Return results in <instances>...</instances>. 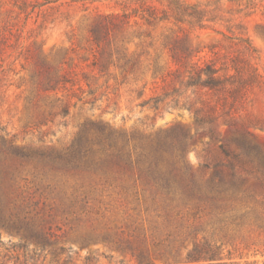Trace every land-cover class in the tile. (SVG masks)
I'll use <instances>...</instances> for the list:
<instances>
[{"label":"rangeland","instance_id":"obj_1","mask_svg":"<svg viewBox=\"0 0 264 264\" xmlns=\"http://www.w3.org/2000/svg\"><path fill=\"white\" fill-rule=\"evenodd\" d=\"M181 1L198 12L197 17L192 12L191 24L171 20L147 24L141 9L152 5L156 15H161L164 5L158 0H0V30L6 34L0 40V135L13 138L18 145L62 148L88 121L144 133L177 127L187 136L182 154L186 166L204 187L236 208L231 215L221 216L223 222L217 218L201 222L203 231L199 230L197 238L205 235L223 248L227 262L262 264L264 0ZM123 11L130 13L127 23H119L108 38L114 48L126 49L138 61L134 74L126 79L120 69L111 68V74L102 75L92 65L99 48L89 33L99 15ZM173 41L190 46V60L198 64L237 66L233 85L241 87V96L234 108L220 106L229 85L220 91L185 90L186 73L183 68L174 72L177 66L168 49ZM44 57L51 62L45 72L55 67L65 78L53 90L34 83L33 74ZM228 73L236 72L229 67ZM165 95L158 110L151 107L152 100L144 104L151 97ZM191 105L204 123L196 122L195 113L187 109ZM46 182L44 177L32 178L25 195L38 188L29 196L38 199L42 192L39 206L45 201L54 207L47 220L60 236L56 245L45 248L61 244L71 248L60 257L69 255L67 264H139L130 253L116 249L118 239L143 240L142 248L152 247L151 236L157 234L155 226L160 222L154 206L142 201L107 202L102 197L101 203L90 200L85 204L84 213H69L70 194L65 197L59 188L49 192L43 189ZM179 222L193 225L192 219ZM192 228L182 248L192 247ZM37 248L36 243L0 227V264H59Z\"/></svg>","mask_w":264,"mask_h":264},{"label":"trees","instance_id":"obj_2","mask_svg":"<svg viewBox=\"0 0 264 264\" xmlns=\"http://www.w3.org/2000/svg\"><path fill=\"white\" fill-rule=\"evenodd\" d=\"M158 1L164 5L161 15H156V8L152 5H145L141 9V18L149 25L155 21L170 20L175 24H191L189 18L193 17L192 14L197 17L196 8L181 0ZM129 14L123 11L120 14L99 15L89 28L91 41L99 48L92 65L102 75L111 74L109 69L115 68L120 69L122 77L126 79L137 69V59L126 49L120 51L117 46L114 48L108 38L114 29L119 28V23H127ZM5 38L6 34L0 30V40L4 41ZM168 49L177 66L174 72L183 68L186 73V80L182 82L185 90L191 89V93L197 88L220 91L229 85L225 90L228 95L220 106L223 109L226 105L229 109L234 108L236 99L241 96V87L233 85L238 72L236 65H229L236 72L230 74L228 65L218 67L213 63L201 65L193 62L190 60L192 49L185 42L178 44L173 41ZM46 60L44 57L36 68L34 83L37 88L41 86L45 90H53L65 78L58 74L55 67L52 72H45L51 68V62ZM166 97H151L144 104L152 100L154 104L151 107L158 110L159 103H163ZM175 103L172 106H177ZM187 109L195 113L198 124L204 123L196 108L191 105ZM63 111V114L67 113ZM186 139V134L177 127L144 133L139 130H119L101 121L83 123L71 142L62 148L18 145L13 138L0 135V227L21 235L23 240L36 243L40 247L38 250L46 251L57 263L69 262V255L60 257L71 251V248L63 244L57 248H45L56 245L60 236L47 220L54 214V207L47 202L45 204V201L39 206L42 192H39L38 199L33 200L29 196H33L38 188L25 195L27 184L32 182V178L43 180L44 177L47 182L43 189L52 192L59 188L57 190L65 197L70 194L66 208L69 213H84L85 204L90 200L101 203L102 197H106L107 202L126 204L142 201L154 206L153 210H157L155 217L160 222L155 226L157 234L151 236V248H142L140 243H144L143 240L134 242V239L126 238L114 241L116 249L130 253L139 264H154L155 261L167 264L202 261H208L209 264H257L227 262L222 255L223 248L205 235L197 238L199 230L203 231L200 229L201 222L216 218L218 222H223L225 217L221 216L231 215L236 208L233 202L220 197L212 188L204 187L196 174L186 166L182 156ZM220 148L229 155L230 152L223 145ZM190 219L193 225L179 222ZM190 228L194 232L192 247L182 248L187 235L191 233ZM226 258L230 259L229 256ZM89 260L90 257H87Z\"/></svg>","mask_w":264,"mask_h":264}]
</instances>
